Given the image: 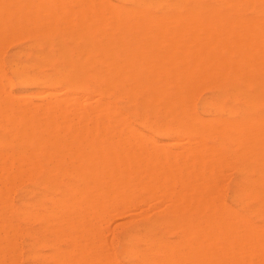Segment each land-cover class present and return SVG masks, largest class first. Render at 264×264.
I'll return each instance as SVG.
<instances>
[{
  "label": "bare ground",
  "instance_id": "obj_1",
  "mask_svg": "<svg viewBox=\"0 0 264 264\" xmlns=\"http://www.w3.org/2000/svg\"><path fill=\"white\" fill-rule=\"evenodd\" d=\"M21 38L0 82V151L16 148L0 152V264L24 255L13 212L38 224L28 264H125L100 232L141 192L170 203L125 231L129 264H264V0H0V53ZM24 182L36 191L19 208L7 195Z\"/></svg>",
  "mask_w": 264,
  "mask_h": 264
},
{
  "label": "rangeland",
  "instance_id": "obj_2",
  "mask_svg": "<svg viewBox=\"0 0 264 264\" xmlns=\"http://www.w3.org/2000/svg\"><path fill=\"white\" fill-rule=\"evenodd\" d=\"M22 40L20 41V40H17V41H15V42H11V43H9V44H6L4 47H3V49H2V51H1V53H0V58L2 59V61L4 62V68H5V75L4 76H0L1 78L3 77V80H0V82H2V86H5L6 84H8L10 81H14V76H13V73H12V71H11V69H10V67H9V65H8V62H9V60L12 58V56L14 55V54H16V53H19V52H22V51H25V50H28L29 48H30V46H31V44H32V41L30 40V39H28V38H21ZM26 47H28V48H26ZM4 48H6V49H4ZM2 54V55H1ZM7 78H8V83H7ZM41 88H37V87H29V88H22L21 86H19V85H15L14 86V88H13V94H16V93H22L23 95L25 94L26 95V98L27 97H30L31 99H29V101L30 102H32V101H34L33 103H42L43 101H46V100H48V101H50L51 100V102L52 103H55V102H57V101H55V99H43L42 97V99H39V97L40 96H42L43 95V90L44 89H46V88H44L45 86H43V88L44 89H42V86H40ZM1 90H2V92H1V90H0V97L2 96V97H5V95L6 94H4V92H6L7 90H4L3 91V89L2 88H0ZM34 89V90H33ZM38 89V90H37ZM41 89V90H40ZM55 89H58V91L59 90H61L62 92L64 91V90H62L63 89V87L62 88H60V87H57V88H55ZM65 90H67V89H65ZM9 91V90H8ZM41 92H42V94H41ZM64 92H66V91H64ZM71 92V91H70ZM70 92H69V94H70ZM7 93H9L10 94V92H7ZM30 96H29V95ZM73 94H74V96L75 97H80V98H83V97H85V98H88L89 97V95L91 96L92 94H90V93H88V92H86V91H84V90H78V91H76V92H73L72 91V93H71V96H73ZM87 94V95H86ZM34 95V96H33ZM87 97H86V96ZM93 96L94 95H92V99L94 100V99H96V97L94 96V98H93ZM211 96V92L209 91V90H203V91H201L200 92V96H199V98L200 99H205V98H208V97H210ZM77 97V98H78ZM32 98H35V99H32ZM38 98V99H37ZM105 100H106V98H109V97H107V96H105V97H103ZM103 98H101V100H100V102H106ZM24 99V98H23ZM28 99V98H27ZM59 99H62L61 97L59 98ZM97 99H98V97H97ZM99 99H100V97H99ZM98 99V100H99ZM103 99V100H102ZM39 100V101H38ZM43 100V101H42ZM93 100H91V101H93ZM109 100V99H108ZM23 100H19V101H17L19 104H22L23 102H22ZM47 101V102H48ZM61 101V100H60ZM98 102V101H97ZM43 103H45V102H43ZM66 103V102H65ZM91 104H92V106H94L95 105V103L96 102H90ZM99 103V102H98ZM50 104V103H49ZM55 104H57V103H55ZM59 104V103H58ZM97 104V103H96ZM45 105V104H44ZM69 105V104H68ZM72 107H75L76 106V109H77V111H78V108H80V109H84L85 108V110L87 109V110H90V108L88 109V105H86V106H81L79 103H75L74 104V102H72V104H70ZM71 106H69V107H71ZM89 106H91V105H89ZM68 107V109L69 110H71L70 108ZM74 109H72V111H73ZM78 112H82V110H79ZM43 114V113H42ZM72 114H74L73 112H72ZM101 115V114H100ZM100 115H98L99 117H100ZM105 117H106V114H103ZM97 116V118L94 116L93 118L95 119L94 121H98V119H102L101 117L99 118ZM104 116H102V117H104ZM97 119V120H96ZM148 134L150 135V136H152V137H158V135H157V133L156 132H154V131H149L148 132ZM175 138H173L172 140H168V142L169 143H171V145L173 146L172 147V149L173 150H175V148H176V150L175 151H177V150H181L182 148H179V147H186V143H189V145H190V142H185V139H183V141H177L176 139H175V141H173ZM173 142V143H172ZM178 144H177V143ZM174 143H176L177 145H174ZM183 143H185V144H183ZM76 144H79L78 142L76 143ZM180 144V145H179ZM179 145V146H178ZM182 145V146H181ZM188 144H187V146H189ZM178 146V147H177ZM12 147H6V148H2L1 149V151L0 152H2V153H6L7 155H9V156H11L12 155V152L13 151H16V148L15 147H13L14 148V150H13V148L11 149ZM6 149H8V151H6ZM10 149V150H9ZM3 150V151H2ZM12 151V152H11ZM151 151V153H154V149L153 150H150ZM155 151H157V150H155ZM9 152V153H8ZM15 153V152H14ZM13 153V154H14ZM227 169V168H226ZM229 170H230V168H229ZM226 171V170H225ZM228 171V170H227ZM233 173H232V172ZM230 172H228V173H224V174H226L227 176H225L224 175V177H226L225 178V180H227V183H225L226 185H228V186H226L225 187V191H223V189H222V193L223 194H225L224 196H225V198H226V196H228V198H226L227 199V201H228V203L229 204H232V192H233V183H234V181H235V179H236V173L233 171V170H231ZM2 172H1V170H0V174H1ZM233 175V176H232ZM230 179H229V178ZM2 185V184H1ZM0 185V187H2V190L4 191V192H8V190L6 189V188H4L5 186L4 185H2L1 186ZM21 185V184H20ZM20 185H18V187L19 188H17V186L15 187V188H13V191L12 190H10L9 189V192L10 193H8L9 195H7L6 193V195L8 196V197H10L11 198V201L13 202V204L14 205H16V206H18L19 208H21L22 206H23V204H22V197L23 198H25L26 196V198H33V195L31 194V192H34V191H36V189H35V186H32L31 185V183H29V182H24V184H22L21 186ZM31 194V195H30ZM141 194H143V195H141ZM140 197L139 198H141V200H138V202H137V204H136V206L133 208V206H130V205H128V206H130V207H125V209H124V211H122L121 213L120 212H114V214H111L112 212L111 211H109V213L111 214H108V215H110L109 216V218L108 217H106V219H107V222L106 223H108L109 224V222H110V228H109V225L108 224H105L104 222H102V223H104V225H102V227H105V228H103V235H102V232H100V237H99V239H101V237L103 236V238H102V240L103 241H105L106 243H104L103 241H101V243L102 244H104L105 246H106V249H107V247H108V249H111V250H109L108 252H110V255L111 254H113V256L115 257H117L122 263H125V264H129L130 262H131V260L129 261V260H127V259H122L121 257H120V253H121V245H120V240L122 239V237L124 236V234L126 233L125 231H127L129 228H131V227H134V226H137V225H141V224H143L147 219H150V218H153L156 214H158V213H160L163 209H165V210H163L161 213H163L164 211H166V207L165 206H167V202H166V200L167 201H169L168 199H166V200H164V202L163 201H161V197H163L162 196V194H159L158 193V199H156L157 201H154L153 202V200H151L150 201V199H143L142 197L144 196V195H146V196H144V197H147V195L148 194H146V193H144V192H141L140 194ZM156 195V194H155ZM154 195V196H155ZM161 197H160V196ZM148 197H150V196H148ZM160 197V198H159ZM9 198V199H10ZM138 198V199H139ZM143 200H146V201H143ZM155 200V199H154ZM162 200H163V198H162ZM163 202V203H162ZM136 203V202H135ZM157 203H159V204H164V205H161L162 206V208H160V210H157L156 211V207L154 208L155 210H152V208L154 207V205L156 206V204ZM168 203H170V201L168 202ZM169 205V204H168ZM16 206H15V208H16ZM160 205H158L157 204V207H161ZM168 207V206H167ZM235 207H237V206H235ZM19 208H17V209H19ZM158 209V208H157ZM152 210V211H151ZM159 211V212H158ZM167 212V211H166ZM7 213H9V212H6V214H5V216H7ZM117 213H120V214H117ZM156 213V214H155ZM141 214V215H140ZM73 215V214H72ZM71 215V216H72ZM118 215V216H117ZM143 215H145L146 217H148V218H146L145 216H143ZM148 215V216H147ZM11 216V218H8V219H11L12 220V222L15 224L16 222H14V220L15 221H17V223H19V224H17V225H20V224H22V225H20V228H22V229H20V228H18V229H20V230H22L21 232H20V230L18 231V232H20V233H17L19 236H18V238H17V236H16V239H18L17 241H18V244H16L18 247H19V249H21V250H23V257H22V259H20L21 261L19 262L18 261V264H28V262L27 261H25L26 259H27V256H25L27 253H28V249H27V251H26V243H29L28 241H29V237H27L28 235H25V233H26V230H28V228L30 227V226H32V227H30L29 228V231H30V229L32 228V229H35V228H38V224L36 223V224H31V223H27V225H29V224H31L30 226H25L26 224H24L25 222L23 221V220H20L19 218H20V216L18 215V212H13L12 214L10 213V214H8V216L7 217H10ZM141 216V217H140ZM18 217V218H17ZM72 217H75V214H74V216H72ZM140 217V218H139ZM15 218V219H14ZM106 219H105V221H106ZM110 219V220H109ZM131 219V220H130ZM254 220V222H255V225L257 226H259L260 224L262 225V221L260 220V219H253ZM253 220H252V222H253ZM31 222V221H30ZM33 222V221H32ZM253 222V223H254ZM101 223V222H100ZM24 225V226H23ZM23 226V227H22ZM101 226V225H100ZM108 228L109 229H111V231H108ZM102 229V228H101ZM29 231H27V232H29ZM170 233V234H169ZM168 234H167V238L168 239H171L172 240V238H173V240H175L176 238H177V234H175V233H173V234H171V232H169ZM16 234V235H17ZM16 241V240H15ZM61 242V241H60ZM108 242V243H107ZM111 243V244H110ZM107 244H110V245H107ZM20 245H22L23 246V248H22V246H20ZM59 246V247H58ZM68 246H69V243L67 242V241H65L64 242V240H63V243H57V247L58 248H65V247H67L68 248ZM41 251H44V255L45 256H47V252L48 253H50V249H41ZM48 262L49 263H54L52 260H48Z\"/></svg>",
  "mask_w": 264,
  "mask_h": 264
}]
</instances>
